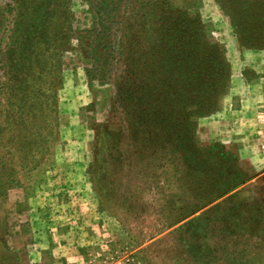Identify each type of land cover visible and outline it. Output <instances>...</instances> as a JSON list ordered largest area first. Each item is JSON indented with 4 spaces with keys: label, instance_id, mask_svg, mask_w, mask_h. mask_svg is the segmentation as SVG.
I'll return each instance as SVG.
<instances>
[{
    "label": "trees",
    "instance_id": "1",
    "mask_svg": "<svg viewBox=\"0 0 264 264\" xmlns=\"http://www.w3.org/2000/svg\"><path fill=\"white\" fill-rule=\"evenodd\" d=\"M72 1L0 4V264L17 258L6 240L7 190L16 169H34L56 139L62 60L74 45L91 61L87 75L111 82L125 114L126 154L113 164L141 177L127 195L129 209L141 208L146 188L161 194L162 207L174 212L163 215L164 228L247 180L225 147L194 141L196 119L219 108L230 77L224 47L200 18L184 9L161 13V0H84L90 25L76 27ZM214 1L240 47L264 49V0ZM175 197L179 205L171 204ZM255 213L239 212L236 222L264 233V208Z\"/></svg>",
    "mask_w": 264,
    "mask_h": 264
},
{
    "label": "rangeland",
    "instance_id": "2",
    "mask_svg": "<svg viewBox=\"0 0 264 264\" xmlns=\"http://www.w3.org/2000/svg\"><path fill=\"white\" fill-rule=\"evenodd\" d=\"M71 8L74 26L90 25L84 0ZM176 9L200 18L230 64L220 106L196 119L194 141L225 147L247 180L164 228L163 215L173 211L161 194L146 188L143 206L129 209L127 195L141 177L113 164L126 154L125 114L111 82L91 79V61L74 45L62 60L56 139L34 169H16L7 190L6 240L16 264H264V233L236 222L239 212L264 208V49L240 47L214 0H161V13ZM4 120L0 101V127Z\"/></svg>",
    "mask_w": 264,
    "mask_h": 264
}]
</instances>
